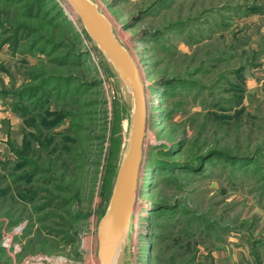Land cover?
<instances>
[{"label": "rangeland", "instance_id": "obj_1", "mask_svg": "<svg viewBox=\"0 0 264 264\" xmlns=\"http://www.w3.org/2000/svg\"><path fill=\"white\" fill-rule=\"evenodd\" d=\"M93 1L147 108L119 264H264V0ZM67 6L0 0V264H100L133 103Z\"/></svg>", "mask_w": 264, "mask_h": 264}, {"label": "water", "instance_id": "obj_2", "mask_svg": "<svg viewBox=\"0 0 264 264\" xmlns=\"http://www.w3.org/2000/svg\"><path fill=\"white\" fill-rule=\"evenodd\" d=\"M80 18L88 36L104 54L133 95L129 140L122 157L106 211L98 230L100 264H116L127 235L137 195L147 121L144 84L129 51L117 38L113 25L93 0H67Z\"/></svg>", "mask_w": 264, "mask_h": 264}, {"label": "trees", "instance_id": "obj_3", "mask_svg": "<svg viewBox=\"0 0 264 264\" xmlns=\"http://www.w3.org/2000/svg\"><path fill=\"white\" fill-rule=\"evenodd\" d=\"M38 3H29L28 6V11L33 12V11H37V12H41L42 6H37ZM9 32V36H7L3 42L5 43H9L12 44L13 47L16 46L21 40L26 39L28 37H30V35L32 34V28L27 25V24H23V23H19V24H15L13 26H11L8 30ZM2 42V43H3ZM58 62H61V59L58 58ZM46 192L48 193V190H46ZM56 196L50 194V197L47 199V201L45 202L44 206L45 207H56V208H60L63 209L65 213L70 214V212L65 208L66 204V200H61L59 202H55L56 200ZM63 219V222L59 224L60 227H62L59 230H54L52 232V235L54 236H63L65 234V228L67 227L66 221L65 219L60 216ZM74 240L73 239H68L67 242L70 244L72 243Z\"/></svg>", "mask_w": 264, "mask_h": 264}, {"label": "bare ground", "instance_id": "obj_4", "mask_svg": "<svg viewBox=\"0 0 264 264\" xmlns=\"http://www.w3.org/2000/svg\"><path fill=\"white\" fill-rule=\"evenodd\" d=\"M67 1V0H66ZM67 4H68V9L70 8L71 10H72V12L74 13L73 15H74V17L75 16H78L76 13H75V11L71 8V6H70V4H69V2L67 1ZM69 9V10H70ZM73 17V16H72ZM112 66V65H111ZM113 67V66H112ZM117 73V72H116ZM118 74V73H117ZM119 76V75H118ZM120 77V76H119ZM123 84H124V82H123ZM125 85V84H124ZM125 87L127 88V90H128V92H129V94H130V96H131V98H132V103H133V95H132V93H131V91L128 89V87L125 85ZM144 145V144H143ZM143 158V157H142ZM142 163V162H141ZM141 166V165H140ZM139 172H140V170H139ZM139 176V175H138ZM137 196V195H136ZM136 199V198H135ZM126 237V236H125ZM124 241H125V239L123 240V242H122V244H121V246H120V249H119V252H118V256H117V259H116V264H119V260H120V256H121V250H122V246H123V244H124Z\"/></svg>", "mask_w": 264, "mask_h": 264}]
</instances>
